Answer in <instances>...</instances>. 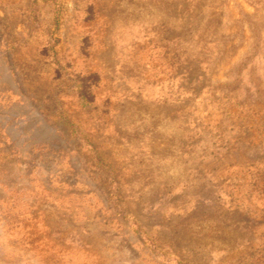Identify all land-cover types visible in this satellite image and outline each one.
Here are the masks:
<instances>
[{
	"label": "rangeland",
	"instance_id": "374dc122",
	"mask_svg": "<svg viewBox=\"0 0 264 264\" xmlns=\"http://www.w3.org/2000/svg\"><path fill=\"white\" fill-rule=\"evenodd\" d=\"M0 264H264V0H0Z\"/></svg>",
	"mask_w": 264,
	"mask_h": 264
}]
</instances>
